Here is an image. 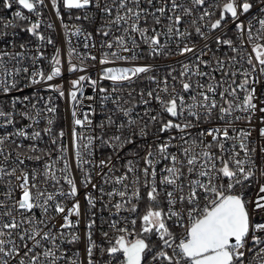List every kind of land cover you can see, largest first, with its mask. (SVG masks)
I'll return each instance as SVG.
<instances>
[{"label":"snow or ice","instance_id":"obj_1","mask_svg":"<svg viewBox=\"0 0 264 264\" xmlns=\"http://www.w3.org/2000/svg\"><path fill=\"white\" fill-rule=\"evenodd\" d=\"M50 2L63 56L41 51L55 45L40 31L45 0L2 4L21 10L0 15V38L21 28L39 45L34 54L26 43L0 49V128L14 129L0 135V264H264V0ZM61 5L76 23L64 22ZM94 33L99 54L77 51L70 37L94 49ZM142 44L153 59L185 57L181 70L154 75L156 66L137 63ZM65 71L79 73L66 81L70 135L54 132L57 108L39 95L43 88L65 98ZM97 105L110 113L98 124ZM17 118L29 123L16 128ZM45 135L54 146L47 150L34 143ZM105 210L106 231L97 227Z\"/></svg>","mask_w":264,"mask_h":264},{"label":"built area","instance_id":"obj_2","mask_svg":"<svg viewBox=\"0 0 264 264\" xmlns=\"http://www.w3.org/2000/svg\"><path fill=\"white\" fill-rule=\"evenodd\" d=\"M45 3L48 5L46 8L42 9V27H41V32L43 34H45L46 36H50L54 41H55V45H43L41 47V51L44 52L45 57H51L52 55H54V51L55 48H60L61 49V53L62 56L66 54L67 51V44H66V38L63 34V28L60 22V19L57 17L56 15V11L55 9L52 8L51 2L50 0H45ZM3 4V0H0V15L6 16L8 19H12V14L14 11L16 10H21L19 9L17 6H13V9H4L2 7ZM24 11V13L26 15H30L32 20H35L36 17L34 14H29L26 12V10H22ZM60 11L61 14L64 16V22L68 23V24H72V23H76V21L74 20V16H75V12L73 15H69L67 13V11L63 8V6L61 5L60 7ZM14 23H20L18 21H13ZM48 23H51L54 25V27L52 29H49L46 27V25ZM164 23H167V21H164ZM85 27H88L89 30H91V27L87 24H85ZM15 31L16 35L13 36L11 35L13 32ZM7 32L9 33V35L4 36L3 38H0V49H6L9 52L12 51H21V49L18 47V45L20 43H26L30 46V48L33 49V53L34 54V49L35 47H37L39 45V41H37L34 37H32L29 33L22 31L21 28H16V29H12L9 28L7 29ZM119 34V33H117ZM95 36V33L93 34ZM229 36H232L233 33L229 32L228 33ZM72 40V44L73 46L77 49V51L81 52V53H85L88 51L93 52L94 54H99L98 53V47H99V41H100V37L99 36H95V39L97 41V48L94 49H85L83 48V44L85 43V41L83 40L82 37H76V36H71L70 37ZM15 43L17 45V47L15 49H13L12 44ZM175 45H173L174 47ZM200 46H203V42H201ZM141 58L140 60L137 62L139 64H152L154 66H156V70L153 73L154 75H157L159 77H163L165 75H167L168 71H170L171 67H175L177 69V72L181 70L182 65L177 63V61H183L185 60V57H179V56H174L171 58H164V57H156L155 59H153L151 56L148 55V48L146 45H141ZM227 52L226 48H221L218 52H216L217 56H223L224 53ZM230 54V53H229ZM209 55H211V53H209ZM204 59H208L207 56L204 57ZM27 63V61L25 62ZM41 65L47 69L49 67L48 64V60L45 59L43 61H41ZM67 68V65H65V69ZM203 71H208V69H203ZM98 71V66L97 67H90L89 68V72L90 74L93 75V77L95 78L96 73ZM75 75H79V73L76 74H70L67 71H65V76L61 79L64 80L65 83V91H66V96L65 98H59L58 94L55 92H46L43 90V88L40 89L39 95L43 96L45 99H47L48 97L52 98V104L54 106H56L57 108V112L55 114V124H54V132H58L61 128H63L67 133L71 132V121H72V117H71V111H70V105H69V101L67 99V79L68 78H74ZM175 75V73H174ZM219 78V77H217ZM61 79H57L54 80L52 83L55 84H59L61 83ZM170 79V78H169ZM193 79H196V77H193ZM147 81L142 82L139 87L143 88L147 85ZM171 83V80H170ZM104 84L107 86L108 82H104ZM32 89H26L24 94H29L31 93ZM94 94L92 92V89L90 88H86V95H92ZM135 95V94H134ZM128 97L125 94V99H127ZM137 100H139V97H136ZM5 103H7V100H5ZM44 101L40 102V105L38 106H43ZM153 107H157L155 104L152 105ZM114 105L112 103H109L107 105V109H114ZM127 107V105H126ZM19 108V106H18ZM107 109H104L102 105H97L96 106V111H97V115L95 117H93L95 123H100L101 121L106 119V116L108 114H110ZM85 111H87V109H84ZM138 112H142L143 111V107L141 106L140 108L137 109ZM135 115V113H134ZM121 119H125L123 117H121ZM29 122L27 120H20L19 118H17V123H16V128H19L21 126L27 125ZM254 123L256 124L257 127H260L261 125H259V123L257 121L254 120ZM210 125L205 124L204 127H209ZM246 125L243 122H238L237 123V127H245ZM36 130H40L42 128L45 127V121L41 120L40 124L38 126H34ZM33 129L29 128V132H31ZM14 131L12 126H8L7 128H0V135H3L7 132H12ZM97 132H99V129H97ZM253 138H256V133H253ZM69 137L66 136L65 137V141L68 142ZM210 139V138H209ZM19 143V140L17 141ZM24 143L27 145L29 143H33L32 141H24ZM38 145L39 148L41 149H45L47 150L50 147H54L51 145L50 139L48 136H43V139L41 141H36L34 142ZM258 146V145H257ZM134 146H129V148H133ZM129 149H125V152H128ZM108 152H110V149H104L102 152H99L97 154V159L101 158V156L107 155ZM121 155L123 156L124 153H121ZM132 155L131 153H129V155H127L125 157V159H131ZM116 162V161H114ZM29 164L30 167L35 166L32 162H26ZM124 164V160H120L118 162L119 166H122ZM121 170L122 167H121ZM107 171V170H106ZM117 175H119V172L116 173ZM78 181H79V176L77 177ZM99 179V178H97ZM157 179L159 180V176L157 177ZM106 189L108 188V186H105ZM2 190V189H0ZM16 195L18 196L19 193L17 192ZM144 202H141L137 211V215L141 212V207L143 206ZM102 205L98 204V208L101 207ZM40 213L39 211H37V216H39ZM121 215L123 216H130L131 214L124 212ZM103 217L104 220H107L109 218V213L107 210H105L103 213H97V227L98 228H102L103 230H108V225L107 223H102L100 220V217ZM113 219H117V217H112ZM134 218V217H133ZM73 219H75V217H73ZM139 224L140 222H137L136 227L139 228ZM176 232H180L181 229L176 228L175 229ZM81 235L83 234L84 231V224L83 222L80 225V229H79ZM94 239L97 241V243H101L102 242V236L100 234V231H95V235H94ZM75 247L80 248L81 250L83 249V244L80 245H76Z\"/></svg>","mask_w":264,"mask_h":264},{"label":"trees","instance_id":"obj_3","mask_svg":"<svg viewBox=\"0 0 264 264\" xmlns=\"http://www.w3.org/2000/svg\"><path fill=\"white\" fill-rule=\"evenodd\" d=\"M144 206H145V204L143 203V206L141 207V211L144 209ZM139 226H140V224H139Z\"/></svg>","mask_w":264,"mask_h":264}]
</instances>
